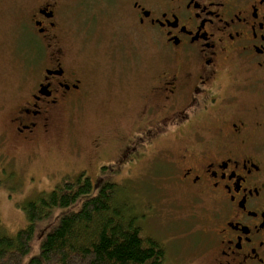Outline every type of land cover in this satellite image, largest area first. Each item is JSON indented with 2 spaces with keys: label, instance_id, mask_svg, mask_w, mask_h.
Wrapping results in <instances>:
<instances>
[{
  "label": "flooded vegetation",
  "instance_id": "af4514ba",
  "mask_svg": "<svg viewBox=\"0 0 264 264\" xmlns=\"http://www.w3.org/2000/svg\"><path fill=\"white\" fill-rule=\"evenodd\" d=\"M65 1L40 0L28 15L33 31L22 28L38 38L22 51L24 66L42 67L24 78L9 118L23 146H37L57 116L98 95L88 72L67 61L58 18ZM79 1L83 29L104 27L119 11L159 51L156 101L146 104L141 131L112 147L114 159L97 161V187L113 172L137 170L159 142L178 145L160 148L153 161L163 166L158 177L174 201L201 209L202 240L186 264H264V0ZM125 52L100 57L122 74L131 63Z\"/></svg>",
  "mask_w": 264,
  "mask_h": 264
},
{
  "label": "rangeland",
  "instance_id": "374dc122",
  "mask_svg": "<svg viewBox=\"0 0 264 264\" xmlns=\"http://www.w3.org/2000/svg\"><path fill=\"white\" fill-rule=\"evenodd\" d=\"M79 2L66 0L58 9L62 45L72 68L79 74L88 72L98 95L85 108L57 116L37 146L27 147L12 138L8 127L18 102L17 94L23 91L20 87L24 78L31 73L36 76L42 68L37 65L27 69L22 55L27 45L38 39L23 34L22 28L24 25L26 32L33 31L28 15L35 11L40 0H0V231L5 235L15 236L28 226L24 210L28 202L62 182L77 180L80 171L88 169L85 174L93 182L95 195L97 161L102 156L114 159L112 147L120 149L124 141L141 131L144 108L156 101L151 91L159 70L156 45L136 27L125 25L119 11L104 27L83 29L79 23ZM124 49L131 61L124 73L103 64L105 60L100 56L104 52L119 57ZM124 114L127 117L122 121L120 117ZM97 139L105 142L100 149L94 147ZM162 147L175 151L178 145L159 142L157 151L149 148V159L137 170L128 174L113 172L105 180L120 185L122 197L136 207L144 234L166 247V264H186L198 250L196 243L202 240L200 230L204 226L196 215L201 214V209L175 202L171 192L162 187L159 178L162 173L159 177L158 174L163 166L153 161ZM85 199L63 213L80 208ZM60 215L61 211L56 210L37 225L32 250L23 264H30L40 254L43 234L56 225Z\"/></svg>",
  "mask_w": 264,
  "mask_h": 264
},
{
  "label": "trees",
  "instance_id": "16d2710c",
  "mask_svg": "<svg viewBox=\"0 0 264 264\" xmlns=\"http://www.w3.org/2000/svg\"><path fill=\"white\" fill-rule=\"evenodd\" d=\"M90 177L65 181L25 206L29 224L15 236L0 231V264H23L32 250L37 225L60 210L58 222L42 238L30 264H165L166 247L144 234L135 205L115 182L93 194ZM82 206L69 213L83 199Z\"/></svg>",
  "mask_w": 264,
  "mask_h": 264
}]
</instances>
